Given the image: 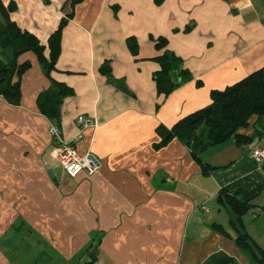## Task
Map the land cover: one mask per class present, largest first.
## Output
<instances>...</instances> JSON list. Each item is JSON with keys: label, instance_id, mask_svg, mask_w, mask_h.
I'll use <instances>...</instances> for the list:
<instances>
[{"label": "crops", "instance_id": "obj_1", "mask_svg": "<svg viewBox=\"0 0 264 264\" xmlns=\"http://www.w3.org/2000/svg\"><path fill=\"white\" fill-rule=\"evenodd\" d=\"M2 1L46 47L62 26L51 78L73 92L62 105L63 136L80 132V116L96 124L79 148L102 169L71 177L56 161L53 123L37 105L51 81L34 53L23 54L19 63L31 68L21 104L0 96V264H258L236 244L231 210L217 199L227 192L252 206L243 223L264 250V172L253 156L264 149V116L238 131L252 144L207 148V172L180 140L157 146L161 127L264 67V0ZM159 38L193 77L168 96L154 80Z\"/></svg>", "mask_w": 264, "mask_h": 264}, {"label": "trees", "instance_id": "obj_2", "mask_svg": "<svg viewBox=\"0 0 264 264\" xmlns=\"http://www.w3.org/2000/svg\"><path fill=\"white\" fill-rule=\"evenodd\" d=\"M15 9L14 4L6 6L0 0V96L12 106L21 104L22 77L31 68V64L30 62L20 64L19 58L23 54L34 53L45 75L51 81L50 88L38 97V108L53 125L61 127L62 105L73 93L70 87L51 78L61 53L63 28L61 26L51 35L46 47L34 34L20 29L11 20L10 14ZM156 46L158 50L164 52L156 58L161 70L154 75V80L158 93L168 96L193 77L191 72L184 68L182 59L167 48L166 38H159ZM129 47L136 53L137 44L133 40L129 41ZM101 72L112 78L108 66H103ZM211 101V104L183 118L171 129L161 127L158 130L162 137L158 148L166 146L174 139L180 140L190 148L192 156L204 172L210 169L201 160V154L207 148L222 145L232 138L240 146L253 143V138L240 135L238 131L248 127L252 117L264 116V67L225 90L212 91ZM262 169L264 172V165ZM217 203L220 207H228L231 210L230 225L237 233L235 242L238 247L249 252L258 264H264V250L248 234L243 223V217L252 206L240 202L227 192L220 193ZM214 228L221 234L228 235L222 225L214 224Z\"/></svg>", "mask_w": 264, "mask_h": 264}, {"label": "built area", "instance_id": "obj_3", "mask_svg": "<svg viewBox=\"0 0 264 264\" xmlns=\"http://www.w3.org/2000/svg\"><path fill=\"white\" fill-rule=\"evenodd\" d=\"M80 132L71 140L63 136L62 128L52 125L50 133L55 141L54 157L63 170L71 177H77L82 172L88 175L98 174L102 169L100 158L91 151H81L79 143L84 137V131L96 126L90 119L83 116L78 118ZM254 158L264 165V149L256 148L253 151Z\"/></svg>", "mask_w": 264, "mask_h": 264}, {"label": "rangeland", "instance_id": "obj_4", "mask_svg": "<svg viewBox=\"0 0 264 264\" xmlns=\"http://www.w3.org/2000/svg\"><path fill=\"white\" fill-rule=\"evenodd\" d=\"M262 239V238H261Z\"/></svg>", "mask_w": 264, "mask_h": 264}]
</instances>
